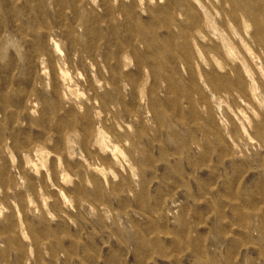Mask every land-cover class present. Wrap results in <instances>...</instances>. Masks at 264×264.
<instances>
[{
  "label": "rangeland",
  "instance_id": "rangeland-1",
  "mask_svg": "<svg viewBox=\"0 0 264 264\" xmlns=\"http://www.w3.org/2000/svg\"><path fill=\"white\" fill-rule=\"evenodd\" d=\"M0 264H264V0H0Z\"/></svg>",
  "mask_w": 264,
  "mask_h": 264
}]
</instances>
